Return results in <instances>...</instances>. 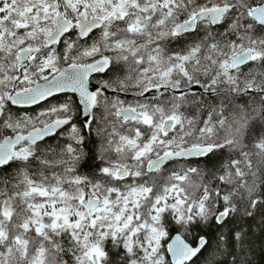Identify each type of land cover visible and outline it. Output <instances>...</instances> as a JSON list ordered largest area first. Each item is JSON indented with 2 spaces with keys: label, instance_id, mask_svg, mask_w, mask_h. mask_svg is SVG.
I'll use <instances>...</instances> for the list:
<instances>
[{
  "label": "snow or ice",
  "instance_id": "snow-or-ice-1",
  "mask_svg": "<svg viewBox=\"0 0 264 264\" xmlns=\"http://www.w3.org/2000/svg\"><path fill=\"white\" fill-rule=\"evenodd\" d=\"M258 242L264 0H0V264H257Z\"/></svg>",
  "mask_w": 264,
  "mask_h": 264
},
{
  "label": "trees",
  "instance_id": "trees-1",
  "mask_svg": "<svg viewBox=\"0 0 264 264\" xmlns=\"http://www.w3.org/2000/svg\"><path fill=\"white\" fill-rule=\"evenodd\" d=\"M254 103H256V104L260 103V100L258 97L255 98ZM256 248H257V255H256L257 264H264V255H261L259 252V249H260V243L259 242L257 243Z\"/></svg>",
  "mask_w": 264,
  "mask_h": 264
}]
</instances>
